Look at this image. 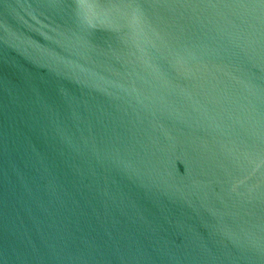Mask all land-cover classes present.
Wrapping results in <instances>:
<instances>
[{"label":"water","instance_id":"1","mask_svg":"<svg viewBox=\"0 0 264 264\" xmlns=\"http://www.w3.org/2000/svg\"><path fill=\"white\" fill-rule=\"evenodd\" d=\"M0 264H264V0H0Z\"/></svg>","mask_w":264,"mask_h":264},{"label":"snow or ice","instance_id":"2","mask_svg":"<svg viewBox=\"0 0 264 264\" xmlns=\"http://www.w3.org/2000/svg\"><path fill=\"white\" fill-rule=\"evenodd\" d=\"M76 2L82 17L88 20L96 14L102 0H76Z\"/></svg>","mask_w":264,"mask_h":264}]
</instances>
